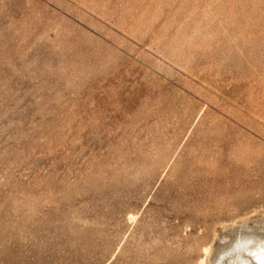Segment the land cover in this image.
Here are the masks:
<instances>
[{"label":"rangeland","instance_id":"rangeland-1","mask_svg":"<svg viewBox=\"0 0 264 264\" xmlns=\"http://www.w3.org/2000/svg\"><path fill=\"white\" fill-rule=\"evenodd\" d=\"M255 250L264 0H0V264Z\"/></svg>","mask_w":264,"mask_h":264},{"label":"bare ground","instance_id":"bare-ground-1","mask_svg":"<svg viewBox=\"0 0 264 264\" xmlns=\"http://www.w3.org/2000/svg\"><path fill=\"white\" fill-rule=\"evenodd\" d=\"M253 255L257 259L259 264H264V250H255L253 252Z\"/></svg>","mask_w":264,"mask_h":264}]
</instances>
